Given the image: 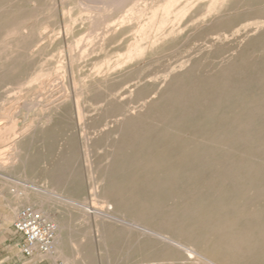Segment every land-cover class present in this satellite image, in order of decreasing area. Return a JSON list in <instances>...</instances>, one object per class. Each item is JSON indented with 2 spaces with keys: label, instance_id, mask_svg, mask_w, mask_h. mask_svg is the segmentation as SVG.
Returning a JSON list of instances; mask_svg holds the SVG:
<instances>
[{
  "label": "rangeland",
  "instance_id": "1",
  "mask_svg": "<svg viewBox=\"0 0 264 264\" xmlns=\"http://www.w3.org/2000/svg\"><path fill=\"white\" fill-rule=\"evenodd\" d=\"M28 1L0 0L1 4H5L0 12V55L16 60L15 67L0 74V161L6 159L10 152L9 146L22 131L30 125H37L39 116L64 98L65 118L48 121L55 124L51 125L50 135L45 139V144L49 146L46 159L55 161L61 157L64 162H68L66 166L63 165L64 170L60 171L62 175H71L78 181L82 197H74L42 183L33 184L43 189L47 187V191L66 199L73 206L85 207L88 211L98 210L122 222H130L124 226L115 223L112 218L104 217L99 218L98 225L94 226L90 214L83 218L70 215V229L81 235L75 238L77 245L72 249L71 261L61 256L53 258L56 255L54 250L53 254L39 255V259L46 260L47 264H149L150 257L159 255L164 259L174 257L175 264H200L201 259L197 254L188 258L181 250L170 247L164 241L151 239L134 243L133 256L129 255L126 259V236L129 238L130 234L136 236L140 233L130 229L131 223L146 228L150 226L164 239L179 241L191 249H194L191 242L201 237V246L198 248L202 247V251L198 248L194 250L207 257L205 251L210 238V225L224 223L226 214L220 209L219 202L214 200L211 205L210 200L201 198L199 194L186 196L184 191L180 198L175 197L173 190L176 192V188L181 185L179 183H134L132 213L129 184L125 183L124 178L117 180L115 168L111 164L114 154L112 136L106 142L103 140L104 136L106 138L104 133L118 118H122L120 112L124 111L128 115L135 113L153 99L157 91L156 84L167 72L178 71L188 59L195 65L196 72L210 71L236 52L242 38L263 33L264 0H258V5L254 3L256 0H228L222 11L215 10L208 15H203L207 1L197 0L187 11L188 17L193 18L181 21L164 40L149 45L142 58L136 60V65L126 73L113 74L106 81H103L104 76L101 74L112 70L117 56L124 53L132 32L125 30L110 38L115 28L122 25L120 16L126 6L134 0H125L117 6L99 3L97 5L101 9L94 10V15L89 3L83 6L87 2L83 0H34L36 6ZM83 8H86L87 13ZM251 10L258 12V15H250ZM97 11H100L101 16ZM215 14L217 20L207 26L200 25L203 18L208 21ZM94 26L98 32L91 33L95 31ZM90 38L92 41L88 40ZM5 40L14 41L12 49L15 52L5 50L6 47L1 45ZM24 70L25 73L27 70L25 80L21 78ZM93 76L98 77L91 79ZM87 84L92 88L85 93ZM108 100L117 103L112 112L105 110ZM75 103H79V106ZM58 148H63V152L57 151ZM3 174L14 181V184L10 183L12 190L18 189L15 184H31L20 177L18 169L4 170ZM54 174L57 176L59 173ZM103 174L106 180H99L98 177ZM107 202L111 203L107 205ZM17 211L11 213L4 194H0V264H30L32 261L31 258L23 257L17 247L20 238L12 228ZM64 215L68 216V213ZM102 247L107 251H103Z\"/></svg>",
  "mask_w": 264,
  "mask_h": 264
},
{
  "label": "bare ground",
  "instance_id": "2",
  "mask_svg": "<svg viewBox=\"0 0 264 264\" xmlns=\"http://www.w3.org/2000/svg\"><path fill=\"white\" fill-rule=\"evenodd\" d=\"M83 1H87L83 6L89 3L90 11L94 15L93 11L99 9L97 5L99 3L104 6L107 4L117 6L125 0ZM196 1L134 0L128 3L125 12L120 16L122 25L115 28L110 39L125 30L131 31L132 36L124 53L116 57L112 70L101 74L104 76L103 81L108 80L113 74L126 73L136 65V60L142 58L149 45L164 40L172 28L181 21L193 18L188 17L187 11ZM205 1L207 3L204 5L203 15L216 12L215 10L222 11L221 8L228 0ZM257 1L254 3L257 4ZM28 3L36 6L34 0H29ZM4 7L5 4L0 3V12ZM99 12L96 13L101 16ZM249 13L258 15V12L253 10ZM216 15L208 21L203 18L200 25L207 26L214 22L217 20ZM95 27L93 29L95 31H90L91 33L98 32ZM104 27L102 28L105 29ZM91 38L93 39L92 36ZM91 38L88 40L92 41ZM242 39L237 45L236 52L210 71L196 72L195 65L188 59L178 71L164 73L156 84L155 97L143 104L142 109L135 113L128 115L124 111L120 112L122 118H118L104 133L106 138L104 136L103 140L106 142L110 141L109 136H112L111 146L114 154L111 164L115 168L117 180L124 178L125 183L129 184L132 213L134 183L155 185L179 183L181 185L176 188V192L173 190V193H176L175 197L180 198L184 191L187 193L186 196L199 194L201 198L210 200L211 205L214 204V200L219 202L220 209L226 214L224 223L218 226L210 225L209 243L206 254L204 253L207 257L194 250L201 246V237L191 242L193 244L190 243L194 248L191 249L179 241L164 239V236L150 226L146 228L131 223L130 229L133 231L136 229L140 233L138 232L136 236L130 234L129 238L126 236L125 244L127 245L126 242L129 241L125 247L126 259L129 255L133 256L134 243H143L151 239L150 241H164L170 247L181 250L188 258L197 254L201 259L200 264H264V32ZM1 45L6 47L5 50L8 49L9 53L15 52V49H12L13 40H5ZM12 59L0 55V74L16 66V60ZM99 69L100 67L98 71ZM22 73L21 78L24 79L27 70L26 73L25 70ZM96 77L98 76L91 79ZM91 88L92 86L87 84L85 93ZM65 102L66 99H59L39 116L37 125H30L22 131L9 146L10 152L6 159L0 161V194H4L9 211L15 213L21 209L20 207L30 206L57 224L58 230L54 239L57 253L53 258L60 256V245L70 228V215L83 218L84 215L90 214L94 226L98 225L99 218H112L98 210L88 211L84 209L85 207L73 206L72 203L66 202V199L47 191V187L43 189L33 184L42 183L74 197H82L78 181L71 178V175H62L60 171L64 170L68 162H64V158L61 157L55 161L46 159L49 146L45 144V139L50 135L51 125L55 124L54 121V124L48 121L65 118L66 111L63 106ZM116 104L113 100L106 101L105 110L110 112L117 107ZM77 105L79 106V103ZM125 111L129 112L128 108H125ZM57 151L63 152V148H58ZM73 165H76V162H73ZM8 169H18L20 177L31 184H15L18 189L12 190L10 183L14 184V181L3 174V171ZM54 173L60 175L55 176ZM98 179L106 180V175H100ZM66 213L68 216L64 215ZM112 219L119 225L122 223L125 226L130 223ZM101 249L106 250L105 247ZM201 249L202 247L197 250L201 252ZM148 262L175 264V258L164 259L159 255H153Z\"/></svg>",
  "mask_w": 264,
  "mask_h": 264
},
{
  "label": "built area",
  "instance_id": "3",
  "mask_svg": "<svg viewBox=\"0 0 264 264\" xmlns=\"http://www.w3.org/2000/svg\"><path fill=\"white\" fill-rule=\"evenodd\" d=\"M12 228L20 238L17 247L23 257L53 252L58 226L35 208H21L12 222Z\"/></svg>",
  "mask_w": 264,
  "mask_h": 264
},
{
  "label": "crops",
  "instance_id": "4",
  "mask_svg": "<svg viewBox=\"0 0 264 264\" xmlns=\"http://www.w3.org/2000/svg\"><path fill=\"white\" fill-rule=\"evenodd\" d=\"M75 231L76 230H71L69 228L68 231H66V233L64 235L63 242L60 245V247H61L60 248V251H61L60 256L63 257L68 262L71 261V259L73 257V252H72L73 247H75L77 245V244H75V238H80V236H81L80 234H76L78 232L77 231L75 232ZM81 243H83V242L81 241ZM127 244H128V241H127ZM54 251L57 253V247L54 248ZM54 251L51 254H53ZM31 259H32V261L30 262V264H47L46 260L39 259V255H35V256L31 257Z\"/></svg>",
  "mask_w": 264,
  "mask_h": 264
}]
</instances>
